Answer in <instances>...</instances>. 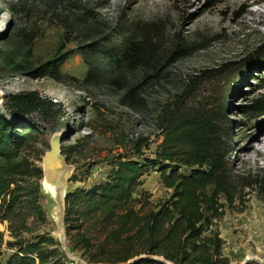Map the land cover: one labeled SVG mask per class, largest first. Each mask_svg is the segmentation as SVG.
Segmentation results:
<instances>
[{
	"label": "rangeland",
	"instance_id": "obj_1",
	"mask_svg": "<svg viewBox=\"0 0 264 264\" xmlns=\"http://www.w3.org/2000/svg\"><path fill=\"white\" fill-rule=\"evenodd\" d=\"M152 1L0 0V114L9 117L3 109L6 98L25 91H37L57 103L33 117L35 149L41 157L35 164L44 173L39 202L47 223L42 227L31 218L29 227L33 235L49 232L54 237L64 264H89L63 235L62 206L54 199L57 187L63 186L62 198L63 190L101 182L119 157L153 159L161 141L155 126L161 106L182 90L189 77L209 72L218 83L232 80L225 118L231 129L224 138L230 167L235 173L259 176L261 188L246 196L244 205L238 206L242 209L226 208L204 235L221 239L227 264H264L263 161L257 157L254 165L250 159L256 155L248 149L259 147L256 138L264 130V111L244 113L264 94V27L258 33L233 34L241 27L231 22L236 14L239 23L244 2L252 5L254 0H218L214 5L207 0H163L160 14L141 15L137 5ZM90 15L98 20L86 27ZM145 24L153 27L147 40L155 38L146 43L149 60L137 67L118 65L111 56L121 43L138 36L137 29ZM32 37L29 46L26 41ZM89 47L98 53L94 64L101 81L94 86L81 83L87 72L81 53ZM257 52L263 53L260 59ZM60 61H64L62 82L38 77L44 66ZM219 70L222 76H216ZM140 138L148 142L142 156L133 153ZM50 145L58 148V163L68 166L62 176L43 160ZM141 179L132 197L140 199L146 193L145 213L166 201L171 191L156 171L149 170Z\"/></svg>",
	"mask_w": 264,
	"mask_h": 264
},
{
	"label": "trees",
	"instance_id": "obj_2",
	"mask_svg": "<svg viewBox=\"0 0 264 264\" xmlns=\"http://www.w3.org/2000/svg\"><path fill=\"white\" fill-rule=\"evenodd\" d=\"M217 1L207 0L211 5ZM97 20L87 16L84 25ZM152 28L142 25L138 36L121 43L111 56L115 62L144 65L149 60L146 43L155 41L147 40ZM33 41L29 38L26 44ZM81 54L87 65L81 83L94 86L101 81L94 64L98 53L89 47ZM63 62L44 66L38 77L62 82ZM208 73L189 77L182 90L161 106L155 118L161 141L153 159L119 157L101 182L66 192L64 234L89 264H227L221 255V239L204 234L226 208L242 209L238 206L244 205L254 188H261V180L230 167L224 138L231 129L225 118L232 80L228 76V82L218 83ZM56 104L37 91L9 95L3 103L9 117L0 114V226L4 227L0 229V264H64L54 237L49 232L33 235L28 224L31 218L42 227L47 223L39 202L42 169L35 164L41 157L35 149L33 117ZM263 111L264 94L244 113ZM147 147V140L140 138L133 153L142 156ZM149 170L158 172L171 194L156 209L142 213L149 205L148 196L142 192L140 199H133L132 195Z\"/></svg>",
	"mask_w": 264,
	"mask_h": 264
},
{
	"label": "bare ground",
	"instance_id": "obj_3",
	"mask_svg": "<svg viewBox=\"0 0 264 264\" xmlns=\"http://www.w3.org/2000/svg\"><path fill=\"white\" fill-rule=\"evenodd\" d=\"M162 1L163 0H154L151 3H146V2L139 3L137 5V10L139 11V13L141 15L160 14L161 8H162ZM249 6H254V9L249 10L248 9ZM263 12H264V0H254L252 5L245 1L243 4V13L244 14L241 17L239 23H238V19H237L236 14L231 19V22L237 23L241 27V29H238V30L234 29L232 31V33L233 34H240V33L244 32L245 30H250V31L256 32V33L260 32L259 27L260 26L264 27V17H262ZM263 133H264V130L259 131L258 132L259 136L257 135V138H256V142L259 145V147L254 148L253 146H249L248 149H250L256 155V158L255 159L251 158L250 161L254 165H256L258 163L257 157L260 158L263 161L262 168L264 169V134ZM57 151H58V148L54 147L53 148V155H52V162L53 163H58L57 159L55 158ZM45 163L49 167V165L46 161H45ZM59 165L62 166L61 164H59ZM62 168L64 170L63 172H66L65 171V169H66L65 163L62 166ZM68 175H69V173L67 172L65 177H67ZM42 184H43V182H42ZM60 218H61V215H60Z\"/></svg>",
	"mask_w": 264,
	"mask_h": 264
},
{
	"label": "water",
	"instance_id": "obj_4",
	"mask_svg": "<svg viewBox=\"0 0 264 264\" xmlns=\"http://www.w3.org/2000/svg\"><path fill=\"white\" fill-rule=\"evenodd\" d=\"M59 153H60V151H59ZM52 155H53V147L50 145L49 151L44 154V159L43 160L48 163L49 169L56 170L57 173H60L61 176H62V174H63L62 172L64 170L62 169V167L58 163H53L52 162ZM66 167H68V166L66 165ZM43 180H44V174H43V170H42V180L40 182L41 185H42ZM62 187L63 186L61 184L57 187L56 192H55L54 199L62 206L61 225H62V230H63V235H64V228H63V221H62V219H63L64 199H65L66 191L64 192V190H63V192H62V198H59V193L61 192Z\"/></svg>",
	"mask_w": 264,
	"mask_h": 264
}]
</instances>
